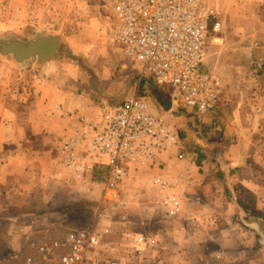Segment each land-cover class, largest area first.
I'll list each match as a JSON object with an SVG mask.
<instances>
[{"label": "rangeland", "instance_id": "obj_1", "mask_svg": "<svg viewBox=\"0 0 264 264\" xmlns=\"http://www.w3.org/2000/svg\"><path fill=\"white\" fill-rule=\"evenodd\" d=\"M204 2L215 11L212 22H220L217 31L211 29L208 33L203 59V68L219 75L223 82L219 102L213 111L198 116L202 125L181 113L172 112L166 118L182 134L186 146L191 143L205 149L217 163L219 158H233L237 153L247 158L245 168L231 166L229 169L238 170L232 176L234 186L238 178L245 177V183H239V188L248 193L246 201L250 206L255 201L264 229V0ZM112 22L115 15L109 0H0V41L60 35L57 51L37 65H34L35 58L18 63L10 54L0 52V97L22 88L26 94H31L37 77L45 78L61 70L78 79L96 103L103 98L99 89L107 90L112 84L114 95L109 102L101 103L100 109L137 94L145 96L157 111H162L161 106L165 108L163 104L167 101V94L163 92L166 89L158 87L151 79L144 85L140 83L144 74L132 59L122 55L121 44L114 41ZM41 64L46 65L45 70L39 68ZM175 158L173 153H165L150 167L131 171V179L120 183L116 200L107 199L103 184L97 181L92 184L88 181V193L68 191V199L65 190L59 188L49 205L39 210L34 208L36 214L21 217V225L19 230L13 231L16 237L11 242L8 240L10 231L4 223L0 225V257L9 252L22 254L26 238L59 235L69 228L95 223L111 226L110 238L114 243L137 232L164 237L160 227L167 225V217L156 195L157 189L149 179L156 170H164L168 160L173 164L178 162ZM205 168L208 172L212 170ZM166 169L174 173L170 167ZM178 190L183 209L205 203L203 200L186 201V197L183 199L185 190ZM188 219L196 218L189 214ZM173 220L176 218L169 222ZM204 231L211 233L210 229ZM244 234L245 240H251V235ZM212 246L209 243V247ZM257 250V263L264 264V245L260 243ZM163 251L168 253L165 245H161L158 252L159 264H176Z\"/></svg>", "mask_w": 264, "mask_h": 264}, {"label": "built area", "instance_id": "obj_2", "mask_svg": "<svg viewBox=\"0 0 264 264\" xmlns=\"http://www.w3.org/2000/svg\"><path fill=\"white\" fill-rule=\"evenodd\" d=\"M115 15L114 41L124 57L165 88L169 106L157 111L145 96L132 94L119 104L87 116L66 111L70 133L56 142L57 163L76 178L85 180L95 168L105 167L103 184L107 199L116 200L119 185L130 172L150 167L165 153L187 159L178 129L166 118L174 110L202 116L219 102L223 82L203 68L210 27L220 22L204 0H109ZM168 216H177L182 202L179 183L163 173L150 180ZM186 184L191 183L188 178ZM110 225L95 223L69 228L59 235L26 238L22 254L7 253L0 264H159L161 244L156 234L137 232L114 243Z\"/></svg>", "mask_w": 264, "mask_h": 264}, {"label": "crops", "instance_id": "obj_3", "mask_svg": "<svg viewBox=\"0 0 264 264\" xmlns=\"http://www.w3.org/2000/svg\"><path fill=\"white\" fill-rule=\"evenodd\" d=\"M40 67L46 69L44 64ZM45 76L33 81L31 94L22 88L0 97V225L4 223L10 231V242L16 237L13 231L19 230L21 217L36 214L35 209L49 205L59 188L65 190L67 199V192L71 190L81 194L89 192L88 181L95 183L92 174L80 180L57 163L56 138L70 133L64 112L97 114L103 110L101 103L109 102L115 92L112 84L107 90L98 88L103 98L96 103L75 77L61 70ZM189 151L187 159L175 158L178 161L175 165L167 159L169 163L164 170L151 174L163 173L177 181V193L178 189L186 192L184 200L186 197V201L205 202L196 208L182 207L177 216L165 214L167 225L160 227L164 237L157 236L162 247H167L168 253L163 252L176 264H258L257 249L260 243L264 245L262 214L259 215L254 200L249 205L248 193L239 188V183H245V177L238 178L235 187L232 176L238 170L229 169L231 166L245 168L247 158L237 153L233 158L222 157L217 163L205 152L207 156L196 161L195 152ZM206 166L212 170L208 172ZM167 167L174 173H169ZM188 178L190 184L185 183ZM189 214L196 219L187 220ZM206 229L211 233H206ZM244 233L251 235V240H245ZM209 243L213 246L209 247Z\"/></svg>", "mask_w": 264, "mask_h": 264}, {"label": "water", "instance_id": "obj_4", "mask_svg": "<svg viewBox=\"0 0 264 264\" xmlns=\"http://www.w3.org/2000/svg\"><path fill=\"white\" fill-rule=\"evenodd\" d=\"M60 43L59 34H43L27 41L12 39L0 41V52L10 54L18 63L35 58L34 65L41 63L52 56L58 49ZM169 106V100L163 104Z\"/></svg>", "mask_w": 264, "mask_h": 264}, {"label": "trees", "instance_id": "obj_5", "mask_svg": "<svg viewBox=\"0 0 264 264\" xmlns=\"http://www.w3.org/2000/svg\"><path fill=\"white\" fill-rule=\"evenodd\" d=\"M210 30H211V27H210ZM148 80H149V77L143 75L142 78L140 79V83H142L144 85ZM173 112L176 113V114H180L181 113L186 118L187 117H191V118H193V121H196V123L201 122L200 118L196 114H194L193 112H188V111L180 110V109L179 110H174ZM199 125H202V124L199 123ZM179 135H180V137H181V139L183 141L182 134H180V132H179ZM203 142L210 143V141H207L206 139H203ZM183 143H184V141H183ZM184 146H185V148L187 150H193L195 152V154H196V161H198L200 159H203V158H205L207 156L205 154V151L206 150L203 149V148H201V147H199V146H196V145L191 144V143L188 146H186L185 143H184ZM220 172H221V174H223L222 171H220ZM106 174H107V171H106V168L105 167H102V166L101 167H97L92 172V180L102 183L105 180ZM261 220H260V222H261Z\"/></svg>", "mask_w": 264, "mask_h": 264}]
</instances>
